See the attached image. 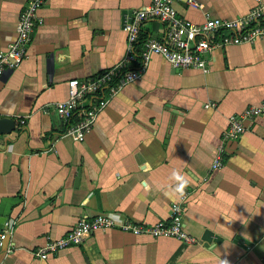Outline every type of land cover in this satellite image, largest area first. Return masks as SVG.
Returning <instances> with one entry per match:
<instances>
[{
  "label": "crops",
  "instance_id": "1",
  "mask_svg": "<svg viewBox=\"0 0 264 264\" xmlns=\"http://www.w3.org/2000/svg\"><path fill=\"white\" fill-rule=\"evenodd\" d=\"M197 1L204 7L175 6L203 22L206 11L236 18L258 2ZM27 2L0 0V50L16 39ZM149 3L47 0L27 58L0 75V118L15 122L0 133V229L13 223L0 264H264V114L223 140L230 114L264 100V38L215 48L206 69L174 68L154 54L83 140L56 111L69 80L93 79L124 57L125 21ZM165 29L146 20L141 34L159 38ZM221 144L224 164L211 169ZM185 192L184 225L194 242L113 228L45 259L32 252L101 212L119 221L168 220Z\"/></svg>",
  "mask_w": 264,
  "mask_h": 264
},
{
  "label": "built area",
  "instance_id": "2",
  "mask_svg": "<svg viewBox=\"0 0 264 264\" xmlns=\"http://www.w3.org/2000/svg\"><path fill=\"white\" fill-rule=\"evenodd\" d=\"M47 0H28L17 26L16 39L8 49L0 50V75L7 68L18 67L29 53L33 32L41 20L39 10ZM179 0H150L143 8L134 10L124 28L128 33L127 51L116 64L90 80H69L68 97L56 103L57 113L69 122L67 131L77 140H83L92 129L98 113L109 99L126 84L139 79L149 65L154 54L164 56L174 68H207V55L217 47L231 44L253 43L264 38V0H257L256 6L246 15L223 18L205 13L203 22H194L181 16L175 6ZM200 8L204 4L188 0ZM156 19L166 25L161 37H152L138 50L139 35L144 21ZM264 114V100L252 104L240 112L228 116V125L223 132V140L237 139L244 134L249 123ZM25 122V120H22ZM225 145L221 144L211 164V169L224 164ZM172 205L171 218L156 222H141L132 219L119 221L115 216L101 212L93 217L80 218L71 229L58 238H49L45 244L32 250L41 259L58 253L62 249L83 242L85 237L98 230L118 229L132 234L152 236H172L186 242L195 238L188 234L184 225V199ZM13 230V223L5 221L0 231V247Z\"/></svg>",
  "mask_w": 264,
  "mask_h": 264
},
{
  "label": "water",
  "instance_id": "3",
  "mask_svg": "<svg viewBox=\"0 0 264 264\" xmlns=\"http://www.w3.org/2000/svg\"><path fill=\"white\" fill-rule=\"evenodd\" d=\"M14 128H15V122H14L13 119L6 118V117L0 118V133H7V132L11 131ZM1 229H0V231H1ZM236 237L238 239H244V242L246 244H251L252 243L250 240L243 238V236H241L239 234ZM207 239H209V238H207ZM8 243H9V236L5 239V242L3 243V245L0 248L7 249Z\"/></svg>",
  "mask_w": 264,
  "mask_h": 264
},
{
  "label": "trees",
  "instance_id": "4",
  "mask_svg": "<svg viewBox=\"0 0 264 264\" xmlns=\"http://www.w3.org/2000/svg\"><path fill=\"white\" fill-rule=\"evenodd\" d=\"M145 40H146V37H144V36L141 34V32H140V35H139V41H138V44H137V46H138V50H141V49H142L141 46H142V43H143Z\"/></svg>",
  "mask_w": 264,
  "mask_h": 264
}]
</instances>
